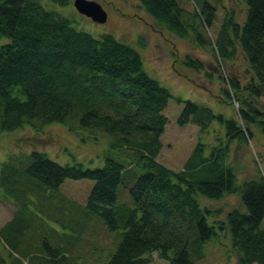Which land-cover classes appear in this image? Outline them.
<instances>
[{
	"label": "trees",
	"instance_id": "obj_1",
	"mask_svg": "<svg viewBox=\"0 0 264 264\" xmlns=\"http://www.w3.org/2000/svg\"><path fill=\"white\" fill-rule=\"evenodd\" d=\"M51 1L65 5L69 0ZM138 1L169 33L212 46L220 60L241 51L253 74L250 88L264 92V0H244L243 23L227 12L216 38L204 28L217 19L214 0H194L191 18L177 0ZM185 65L202 69L189 58ZM228 83L239 87L232 78ZM173 97L148 76L133 46L110 34L93 37L77 30L41 0H0V135L25 127L43 131L76 119L82 127L105 131L118 151L115 156L106 151L104 164L96 167L61 164L37 150L2 161L0 189L17 208L0 228V264H82L75 254L80 238L50 229L35 213L46 218L53 205L48 202V212L27 208L34 200L51 199L66 179L92 180L86 213L121 231L104 264H147L155 252L166 264H194L205 243L227 230L240 264H264V177L239 182L229 161L232 142L246 143L251 129L208 105L176 98L183 104L180 126L192 123L208 132L217 123L224 135H215L216 144L198 141L180 170L169 168L156 157L168 125L164 111ZM240 114L264 134L263 120L245 108ZM121 185H131V204L118 202ZM199 193L217 200L237 194L243 209L218 219L220 212L201 205Z\"/></svg>",
	"mask_w": 264,
	"mask_h": 264
},
{
	"label": "rangeland",
	"instance_id": "obj_2",
	"mask_svg": "<svg viewBox=\"0 0 264 264\" xmlns=\"http://www.w3.org/2000/svg\"><path fill=\"white\" fill-rule=\"evenodd\" d=\"M94 1L107 11L108 19L105 23L99 24L79 13L74 7V0H69L65 5L41 0L45 8L67 17L77 30L88 32L93 37L110 34L133 46L141 54L148 76L172 92L174 97L164 111L168 117V125L160 138L162 146L156 160L169 168L180 170L198 141L216 144L218 139L215 135L223 137L224 129L217 123L210 125L209 131L205 133L195 124L180 126L177 123L183 104L176 98L189 99L208 105L219 114L231 116L251 129L252 136L247 137L246 143L237 140L232 142L229 161L236 168L239 182L264 177V134L257 124L242 121L240 114L241 108H245L258 121H264V92L257 93L254 87L250 88L253 74L243 53L238 50L228 60L218 59L219 52L213 50L212 46L199 45L193 37L185 40L177 38L158 25L138 0ZM177 1L191 18L196 10L194 0ZM213 3L217 7V19L212 26L204 25L206 35L211 38L218 36L222 19L227 12L232 11L238 23L245 21L247 6L244 0H214ZM188 58L201 63L202 69L196 71L187 67L185 62ZM231 78L238 82L237 89L228 83ZM226 91L229 96L225 94ZM77 121L75 119L67 123L50 124L43 131L25 127L15 132L3 133L0 135V165L11 154L20 155L37 150L48 153L61 164L80 162L85 167H96L104 164L106 151H113L114 156L118 153L110 146V136L105 131L82 127ZM129 154L128 156H133L132 152ZM93 185L94 182L90 179H66L53 198L49 196L51 199L44 204L34 200V204L27 207L33 211L34 206H40L48 212V202L53 205L51 215L46 218L37 211L35 213L50 229L61 235L75 233L73 235L80 238L75 254L79 255L82 264H104L121 240V231L110 230L100 217L86 213V202ZM130 188L131 185L120 186L119 203L131 204ZM197 200L203 206L218 210V219L221 220L232 209H243L237 194L225 195L217 200L199 193ZM16 208L0 189V228L12 219ZM151 255V261L147 264H166V260L158 253ZM238 260L227 230L219 231L205 243L203 256L194 264H240Z\"/></svg>",
	"mask_w": 264,
	"mask_h": 264
},
{
	"label": "water",
	"instance_id": "obj_3",
	"mask_svg": "<svg viewBox=\"0 0 264 264\" xmlns=\"http://www.w3.org/2000/svg\"><path fill=\"white\" fill-rule=\"evenodd\" d=\"M74 7L76 10L91 18L93 21L105 23L108 19L107 11L94 0H74Z\"/></svg>",
	"mask_w": 264,
	"mask_h": 264
},
{
	"label": "bare ground",
	"instance_id": "obj_4",
	"mask_svg": "<svg viewBox=\"0 0 264 264\" xmlns=\"http://www.w3.org/2000/svg\"><path fill=\"white\" fill-rule=\"evenodd\" d=\"M202 132V131H201ZM205 133V132H204Z\"/></svg>",
	"mask_w": 264,
	"mask_h": 264
}]
</instances>
